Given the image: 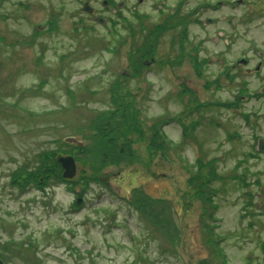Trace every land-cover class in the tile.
Instances as JSON below:
<instances>
[{
    "label": "rangeland",
    "instance_id": "obj_1",
    "mask_svg": "<svg viewBox=\"0 0 264 264\" xmlns=\"http://www.w3.org/2000/svg\"><path fill=\"white\" fill-rule=\"evenodd\" d=\"M83 1L0 0V238L19 242L22 253L42 264H263L264 157H250L252 133L244 118L263 114L264 100L243 102L233 111L218 105L195 108V103L232 100L236 87L210 92L205 82L219 74L207 66L215 59L214 44L203 50L200 45L213 30L194 24L186 33L169 28L158 39L154 63L133 75L130 53L144 39L154 45L160 34L154 27L174 16L176 0H165L163 10L162 0H147L135 11L136 0L131 1L117 17L104 13V26L86 18ZM92 1L99 10L102 0ZM245 1L216 15L240 18L241 25L237 19L232 23L243 38L233 49L261 52L264 60V0ZM192 10L189 4L181 15ZM213 16L206 9L193 15ZM246 17L254 22L246 24ZM51 20L56 30L49 31ZM233 31L229 27V35ZM35 33L40 35L34 38ZM187 41L199 46L198 61L208 60L199 73ZM167 62L173 65H161ZM242 82L245 94L256 98L264 91V67L257 76H242ZM117 97L138 110L137 123L117 108ZM108 112L117 116L102 137L89 126ZM154 126L171 146L164 157L149 159L142 138L148 139ZM182 126L189 128L186 135ZM260 128L253 135H263ZM121 129L129 132L135 160L130 163L125 155L120 164L97 173L101 155L112 156L107 140ZM67 138L87 147L77 155L75 179L15 184L33 170L39 154L60 146L66 150ZM198 160L212 161L218 177L208 185L210 203L189 184ZM160 205L167 207L161 211L165 215L157 213Z\"/></svg>",
    "mask_w": 264,
    "mask_h": 264
},
{
    "label": "flooded vegetation",
    "instance_id": "obj_2",
    "mask_svg": "<svg viewBox=\"0 0 264 264\" xmlns=\"http://www.w3.org/2000/svg\"><path fill=\"white\" fill-rule=\"evenodd\" d=\"M131 1L135 0H102L101 8L98 10L97 8H95V6H92V4L94 3L92 0H84L82 6L85 3H87L89 6H92V14L90 16L85 15L86 18L91 19L94 23L95 19L100 18L103 20L102 25L104 26L107 22V19L103 18L104 13L113 14V17H117L118 15H120V12H122L121 10L123 8L127 9L129 7V3ZM146 2L147 0H136V5L132 6L133 10H137L136 7H140ZM244 2L245 1L242 0L231 2H226L224 0H201L197 4L196 0H176L175 2L173 14L174 16L179 17H177V20L180 24H182V30L184 27V30H186L187 32L188 28H190L192 24L202 27L207 33L211 29L213 30V37L206 39L200 45V50H203V46H206L208 42L214 44L215 48L213 47V50H215V59H211L210 61H208L207 59L198 61L197 53L199 46L194 44L192 45V43H189L187 41L188 46L190 45L191 47L190 51L193 52L192 64L194 66V69L195 67H197L200 71L203 67H205V63H207L208 61V69L213 68L217 73H219L218 75H215L212 80H206L205 82V84L209 86L208 89H210V92L218 93L224 88L231 89L233 86L236 87V91L231 92V96L234 95L232 100L219 101L217 103L208 102V106H210L211 104H219L229 106V108L227 109L233 111L234 108H238L239 105L243 102L251 103L253 100H264V91L261 92L260 95H256V98H253L250 94H245V88L247 87V84L243 82L239 83V80L242 76H257L260 70L264 67L263 56L261 54H251L250 50L247 49L234 50L233 47L235 46V43L243 38V33H239L238 29H235L233 27L232 22L234 19H237L241 25V19L237 17H223L216 15L222 8L230 7L233 10L239 6L247 4ZM160 4V9L164 7L168 8L165 0H162ZM189 4L192 5L193 10L186 15H181L183 8L187 7V5ZM195 9L209 10L214 16L212 18H205L203 20L194 18L193 15L195 14ZM161 13L163 12L161 11ZM165 19L168 20V18ZM112 20V17L108 18V23L110 24ZM244 21L246 22V24H252L254 22V19L252 17H246ZM162 22H164V20ZM95 24L98 25L97 23ZM180 24L177 26V28L181 27ZM229 27L231 29H234L233 35H229ZM180 37L181 36H177L176 41L178 47L183 50L184 44L180 42ZM209 46L211 45L209 44ZM260 57L262 58V61ZM254 59L255 61L253 62ZM256 115H258V117ZM244 119L246 121V124L248 125V129L252 133L251 145L254 153L251 152L250 157H255L254 159L260 160V158L264 157V152H259V142L262 141L264 143V134L255 136L253 135V132L254 130H262V128H260V124L264 128V109L263 114H255L251 117L246 116ZM236 139H239V135H236ZM262 192L264 195V191ZM21 245L22 244H20L19 242L16 244L12 240L3 241L0 238V264H42L36 258H33L29 254L27 255L22 253L20 249H23V247H21Z\"/></svg>",
    "mask_w": 264,
    "mask_h": 264
},
{
    "label": "trees",
    "instance_id": "obj_3",
    "mask_svg": "<svg viewBox=\"0 0 264 264\" xmlns=\"http://www.w3.org/2000/svg\"><path fill=\"white\" fill-rule=\"evenodd\" d=\"M49 25V31H53L56 30V25L54 23V21L51 20V22L48 23ZM159 29V28H157ZM156 31H154L155 33ZM40 35V33H35L34 34V38L36 36ZM145 40V39H144ZM142 40V42L138 45L135 46V50L134 52L130 53L129 55V61L132 65V73L133 75L137 76L139 74V71L142 68V60L143 59H149V58H153L154 53H155V42L156 39H153V43L154 45H151L149 43H147L146 41ZM146 40H148L146 38ZM24 43L29 44V40L28 39H23ZM40 86V85H39ZM41 87H42V83H41ZM68 95L71 96V99H73V93L70 91H67ZM116 97V96H115ZM114 103H116L117 108L123 112V111H128L129 114L133 117L134 121L137 119L138 116V110L136 108L133 107L131 105H125V103L123 102V100H120V98L117 97L116 101L121 103L118 104L115 100H113ZM131 103V102H130ZM200 105L195 103V108H198ZM119 112V111H117ZM117 112H108V113H102L100 117H97L95 119H92V122L90 123L89 129L91 128L93 131H98L99 135L104 137L109 135L110 133V127L108 128V122L110 120H112L113 118H115L117 116ZM175 120V118H171V121ZM105 121V123H103ZM137 123V120H136ZM160 125V124H158ZM191 125L194 124H190L188 127H190ZM157 126V125H156ZM138 127V126H137ZM182 130L185 133L184 135H186L187 133V129L184 126H182ZM141 130V129H139ZM143 136V135H142ZM150 137L148 139L142 138V143L146 144L145 147V151L148 154L149 159H152V157L159 155L161 158L164 157V151L166 150V148H169V146H171L170 144H168V142L165 141V134L164 132H160L158 130V128L156 129L154 126V130L152 132V134L149 135ZM129 132H125L124 130L122 131V129L119 131V135L118 137H110L107 141L109 144V149H110V153L112 156L109 157V155L103 156L101 155V159L98 163H96V172L99 173L101 172L102 169L108 167V166H113V165H118L120 164V159H126L125 155H128V162H132L135 160L136 158V154L137 151H132L130 149L131 144L133 143V141L129 140ZM122 140V142H120ZM63 146H65L66 150H62L60 147L58 150L55 151H47V152H43V154H39L37 157L38 163L34 166L33 170H31L30 172H28V174L24 175L21 174L17 180H15V184L16 183H24L26 181H34V183L36 184H47L48 180L54 178L55 180H59V181H63L61 179V167L60 165L56 162V156L57 154H64V155H72L75 159V162L78 163L79 160H77V155H80L81 153H85L87 151V147L83 146V147H77V146H70L67 144H64ZM135 156L132 157V156ZM113 157V158H112ZM108 158V159H107ZM80 162V161H79ZM198 165H199V169L197 170V173L192 174L190 180H189V184L191 187V189H196V193L199 197H202L204 201L210 203L212 199H210L208 193V185L210 184V182H212L213 180L217 179V174L214 171V168L212 167V161L209 162L208 164H204L201 161H197ZM205 169H207V171L205 172ZM205 172V173H204ZM81 179V177H80ZM207 179V180H206ZM79 182V181H78ZM160 201H157L154 203V206H157L159 204ZM133 205L135 206V203L137 204V201L135 199L132 200ZM157 204V205H156ZM158 207V206H157ZM167 208L166 206H161L158 209L157 213H159V215H165L163 211V209ZM171 222L169 221L168 218H166L164 220V222ZM206 234L208 235V241L210 242V245L215 247V245L217 244L216 240H211L213 238L212 236V232H211V227H206ZM209 245V243H208ZM209 245V246H210ZM210 250H212V247H209ZM216 248V247H215ZM214 248V252L217 254V252L215 251ZM199 264H205V263H199ZM221 264H225L224 261H221ZM248 264H254L252 262H249ZM259 264V263H256ZM264 264V263H263Z\"/></svg>",
    "mask_w": 264,
    "mask_h": 264
},
{
    "label": "water",
    "instance_id": "obj_4",
    "mask_svg": "<svg viewBox=\"0 0 264 264\" xmlns=\"http://www.w3.org/2000/svg\"><path fill=\"white\" fill-rule=\"evenodd\" d=\"M83 11L84 12L89 11L87 6H84ZM65 142L69 143V144H74L77 146H82V143L78 142L74 138H67V139H65ZM259 151H261V152L264 151V144L262 142L259 145ZM56 162L58 164H60V166L63 170L62 177L64 179H72L76 175V165H75V162H74L72 157L58 155L56 157ZM80 201H81V199L77 198L76 204L78 205L80 203Z\"/></svg>",
    "mask_w": 264,
    "mask_h": 264
}]
</instances>
